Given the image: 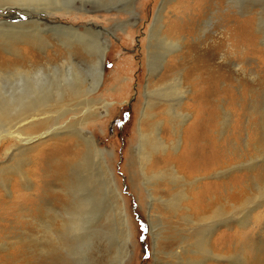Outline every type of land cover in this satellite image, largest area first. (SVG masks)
<instances>
[{
    "label": "rangeland",
    "instance_id": "rangeland-1",
    "mask_svg": "<svg viewBox=\"0 0 264 264\" xmlns=\"http://www.w3.org/2000/svg\"><path fill=\"white\" fill-rule=\"evenodd\" d=\"M32 2L30 8L0 6L3 28L39 22L31 30L45 39L42 47L11 35L20 50H31L32 64L62 63L72 49L86 78L101 53L93 46L103 42L104 77L90 103L29 131L28 144L25 136L3 140L0 176L8 181L0 183L6 196L0 264H264V0H40L45 4L37 9ZM16 26L17 33L30 30ZM0 58L3 65L21 63L3 40ZM59 74L49 72L48 81L58 82ZM76 77L59 88H78ZM53 96L47 92L42 109ZM84 98L79 93L65 103L75 107ZM61 108L56 104L52 115ZM85 135L103 150L106 164L93 153L78 176L57 181L50 171L75 143L86 146ZM170 165L186 181L173 178ZM17 166L27 173L28 187L19 185ZM87 175L89 190L100 195L104 189L100 198L107 202L96 198L81 226L60 225L78 213L76 194L89 190H76ZM182 189L185 209L177 212L165 199ZM198 196L211 206L206 215L218 197L226 205L206 226L212 249L206 254L185 238L198 236L200 227L184 213ZM53 220L50 234L42 225Z\"/></svg>",
    "mask_w": 264,
    "mask_h": 264
},
{
    "label": "bare ground",
    "instance_id": "bare-ground-1",
    "mask_svg": "<svg viewBox=\"0 0 264 264\" xmlns=\"http://www.w3.org/2000/svg\"><path fill=\"white\" fill-rule=\"evenodd\" d=\"M32 1H36L39 3L37 5H34V7L36 9L39 8L40 5H42V3H40V0H0V6L6 5L8 2H11V3L12 2H15V3L18 2L17 4L19 6H27L28 8H30V5L33 3ZM1 2H5V3H1ZM29 2H31V4H29ZM45 7L47 8V6H45ZM10 24L11 25L6 27V28H3L2 27L3 25H0V36H6V34H7V36L9 35V37H10L9 39L8 38L4 39V38L0 37V40H3L5 42L7 47L10 49L11 53L14 55V57H15L14 59H16L18 61V63L21 62L24 65L21 63L20 64H12V65L9 64V66L0 64V147H1V144H3L4 139H6V142H7V141H12V139H14V138L19 140L22 136L26 137L25 142H26V144H28L31 140V137H30L31 133H29V131H34V130L40 128L41 126H47L52 121L57 122L58 119H60V117L65 115L67 112L73 111V112L77 113V111H76L77 107L76 106L80 105V103H87V104L90 103L91 100L88 98V96L93 92V90L95 89V86L98 85L100 80L104 77L103 65H105L104 64L105 51L107 48V45L103 42L98 43V44L93 46V50L100 49L101 53H100V56L97 59V61H94L95 64H93L92 67L88 70V76L85 78L84 76H82V72L80 71V69H78L79 68V60H80L78 58L79 56H77L76 52L72 49L68 50L67 57H66L65 61H63L62 63L53 64V63L48 62L46 65H37L35 63L32 64L34 59L31 55V53H32L31 50L29 49L28 52L25 50H20L16 46V43L18 41L16 39L25 40L28 43V45H31V46L42 47V46L46 45V41L41 34L32 32V30H34V29L36 30V29L40 28L39 22L35 19V20H30V21H26V22H22V23H17V24H20V26L23 28H29L30 30L27 33H25V32L22 33L21 32L22 30L17 33V31H16V28H17L16 25L17 24H14V23H10ZM34 25H36L38 28L32 27ZM249 30H250V27H249ZM76 32L78 34L79 33L84 34V32H79V30H76ZM85 32H89V31L87 30ZM12 34L16 35V36H17V34H20L23 37L17 36V38L14 37L16 39H13V37L11 36ZM235 44L238 46L239 42H235ZM89 47H91V46H89ZM84 48H86V47L84 46ZM91 52H93V51H91ZM26 61H28V63H30V64L25 65ZM5 62H6V60H5ZM53 70H60V74H59L60 80H58V82L55 80H51L52 82H49L47 79L48 73L49 72L51 73V71H53ZM76 76H78V78L80 79L79 80L80 82H78V83H80L78 85V88L73 89L71 86H66V87L61 88V89L59 88V86H60L59 84L62 83L63 79H68L69 77H76ZM71 83H73V82H71ZM62 87H63V85H62ZM48 91H53L54 96H56V98L54 99L53 103H51L49 105L44 104V105H48V106H46L44 109H42V104L40 105L39 102H44L47 99V92ZM79 93L84 94V96H86V98H84L83 102L77 103L75 105V107H68V105H66L65 101L69 98H72V99L78 98ZM56 104H61L62 108L57 111L56 115H52V113H54L52 108H54V106ZM78 107H80V106H78ZM89 109L90 108L87 107L85 109V111H87ZM46 112L50 113L51 115H49V116L43 115ZM76 113L74 114V118L77 115ZM88 113H90V111ZM76 122H78V119ZM48 132H50V131L46 130L42 134L48 133ZM215 135H216V132H215ZM215 135H214V131L211 132V130H210L208 138H210V140H212V141H215ZM85 140H86V146H82V144L75 143L70 151H68L67 153H64V155L59 158L58 163H56L55 168H52V170L50 171V175H52L57 181H63L64 180L63 182H66L67 180L71 179V177L72 178L76 177L79 170L81 168H83L84 166H86L88 160L90 159V157L93 153L98 154V156L100 155L101 159H102L101 163L106 164L105 163V155L103 154V150L97 146L96 142L94 141L95 139H93V137H91V136L85 135ZM26 150H27V148L25 150L21 149V150H19L18 153H20V155L23 156L25 154ZM98 159H100V158H98ZM165 162H166V160H165ZM104 164H103V168L101 170V174L104 176V179L102 182H103L105 189L106 188L108 189V184H109L108 183V167H107V165H104ZM100 166H102V165H100ZM170 166L172 169L171 170V176L173 178L186 181V179H185L186 177L184 175L178 174L179 172L177 173L176 170H174L172 168V165H170ZM198 171L201 172V169L198 168ZM15 173L20 176L21 182H19V185H21L23 187H26V186L28 187L29 186V177L27 176V173L24 172L23 169L19 168L18 166L15 169ZM160 174H164V171H161ZM89 175L86 176V179H84L83 181H80V184L77 186V190H76L77 193L81 190H85L86 188H88V190H89V187L93 186V185H91L92 180H91V176H89ZM7 181H8V177L4 178V177L0 176V183L4 187L7 186L5 183ZM15 182H17V181H15ZM42 182H43L42 185L43 184L49 185L51 181L48 182L47 180L46 181L42 180ZM189 183L191 184V183H193V181H190ZM88 190H85V191L87 192ZM94 190H96V189H94ZM94 190L90 189L88 191V193L85 195H81L80 193L78 195L76 194V196H78L77 197V203H78L79 207L76 208L75 210H79L80 212L78 211V213H76L74 218H71L70 220H68L67 224L61 222L60 225H62V226L63 225L78 226V224L79 225L82 224L81 221H82L83 215H88V213L90 211L89 209L92 208L91 204H93V206H95L94 205L95 199L97 198V200H99L101 195L103 196L104 193L105 194L107 193L104 189H100V195H99L98 191H94ZM111 191H113V190H111ZM173 195L174 196H172L171 198H166L165 200L168 202V207H170V209L174 208L177 212H179L181 210V207H182L180 200L184 199L186 197V193L182 189L177 194H173ZM4 196L5 195H0V208L2 207V203L6 202V200H5L6 196L5 197ZM73 196H75V195H73ZM73 196H72V199H75L76 196L75 197H73ZM203 196H204V194H203ZM203 198L204 197H202V196H198L196 201L194 203H192V206H188L189 207V209L187 208L188 211L185 210L186 212H184L185 215H189V216H186V218H185L187 221H190L193 224H198V227H200V229H198V232H197L198 236L196 235V237L193 239V241H191L192 238H189V236H186L185 238H187V240H190L188 243H186L187 245L188 244L191 245L192 243H194L195 245L199 246L198 248H200L199 250H201V252L206 254V253H210L212 250L211 246L209 245L210 243L208 244L209 235H208V229L206 228V226L209 224L208 222L213 223L212 224V226H213L214 223L217 222L216 221L217 218L219 216L225 214L226 205L224 206V204H220L221 202H219V197H218L217 198L218 201L216 200L217 205L215 206L216 210L212 214L206 215V213L211 209V206H209V204L206 203V201ZM100 199H102V201H103L106 198H104V199L100 198ZM8 200L9 199L7 198V201ZM70 200H71V198H70ZM105 202H107V201H105ZM232 206H234V204H232ZM16 207H18V206H17V203L15 202L14 208H16ZM184 207H186V206H184ZM68 208L69 207H67L66 210H68ZM103 208H105V207H103ZM183 209H185V208H183ZM49 210H54V209L49 208ZM75 212L76 211H72V213H74V214H75ZM193 213L199 215V218H197L198 222L194 221V218L192 215ZM90 215H92V214H90ZM124 220H125V218H124ZM54 222H55V220H53V222H50V223L45 222L42 226L48 233L51 234L52 225H54ZM183 242H184V240H183ZM213 252L214 253H212V254L215 256H218V257L222 256V255L221 256L216 255L218 253H215V251H213ZM223 254H225V253H223ZM259 263H262V261H253V263H251V264H259Z\"/></svg>",
    "mask_w": 264,
    "mask_h": 264
},
{
    "label": "water",
    "instance_id": "water-1",
    "mask_svg": "<svg viewBox=\"0 0 264 264\" xmlns=\"http://www.w3.org/2000/svg\"><path fill=\"white\" fill-rule=\"evenodd\" d=\"M101 80H102V79H101ZM101 80H100V81H101Z\"/></svg>",
    "mask_w": 264,
    "mask_h": 264
}]
</instances>
